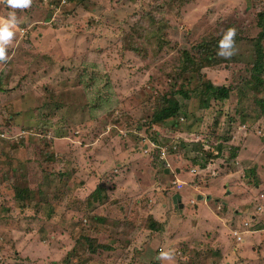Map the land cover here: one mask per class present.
Returning <instances> with one entry per match:
<instances>
[{
  "label": "rangeland",
  "instance_id": "374dc122",
  "mask_svg": "<svg viewBox=\"0 0 264 264\" xmlns=\"http://www.w3.org/2000/svg\"><path fill=\"white\" fill-rule=\"evenodd\" d=\"M260 13L264 27V0L17 10L0 70V264H167L142 260L149 246L176 248V264H264ZM230 27L238 53L224 60ZM209 83L228 98L205 101ZM170 92L177 115L153 122ZM90 238L109 248L92 255Z\"/></svg>",
  "mask_w": 264,
  "mask_h": 264
},
{
  "label": "clouds",
  "instance_id": "9594fccd",
  "mask_svg": "<svg viewBox=\"0 0 264 264\" xmlns=\"http://www.w3.org/2000/svg\"><path fill=\"white\" fill-rule=\"evenodd\" d=\"M0 4L10 9L7 17H0V70H3V65H6L9 60L8 47L13 43L16 29L20 23L17 10L22 11L31 8L33 0H0ZM236 36L237 31L235 28L230 27L224 32L222 38L218 41V57L230 60L238 53ZM179 185L180 183H177V186L181 188ZM243 225L248 227L247 223ZM177 255L178 250L176 248L168 247L162 249L156 259L157 261L167 262V264H176Z\"/></svg>",
  "mask_w": 264,
  "mask_h": 264
},
{
  "label": "trees",
  "instance_id": "16d2710c",
  "mask_svg": "<svg viewBox=\"0 0 264 264\" xmlns=\"http://www.w3.org/2000/svg\"><path fill=\"white\" fill-rule=\"evenodd\" d=\"M71 1V0H69ZM259 23H260V26L262 28V31L260 30V32L258 33V44L259 42L261 43V40L264 39V27H262L263 25L261 24V20H262V16L263 14L260 13L259 15ZM261 60L260 58V55L258 54L257 55V60H256V63L254 64V68L257 72H260L261 70V63H259ZM193 72V71H192ZM171 95L170 96H166V95H161L159 97V99L157 101H155L154 103V106H153V109L151 111L152 113V119H153V122H163L165 121L166 119H169V118H172V117H175L177 115V112L179 110V104L177 102V100L175 99V92H170ZM178 93L182 94V90L179 91ZM201 93L203 94V99L205 101H209L211 98L212 99H226L228 98L229 96V89L227 87H224V86H213L212 84H208L207 86H205L203 88V90L201 91ZM184 94V93H183ZM184 96L186 97V94H184ZM206 106H207V102L204 103ZM95 191H99V190H95ZM98 194V193H96ZM94 196L97 198L99 195H95ZM242 203L240 204V206L243 205V200H240ZM129 202V200H128ZM119 224V228H124L125 227V223L124 221L121 219L120 220H117ZM160 222L156 221V222H151L150 223V229H153V230H157L159 228V224ZM87 240V245H86V250L91 253L92 255H94L96 252L102 250V249H107L109 248V246H105L104 244L100 245L97 243H95L94 239L90 238V239H86ZM184 244V243H183ZM149 249V250H148ZM147 252L148 254H142L143 257H142V260L145 259V256L147 259L145 260H155L157 255L159 254L157 251L158 249L157 248H153L152 246H149L147 248ZM194 252L195 254H200V252L198 251H192ZM203 255H205V253H203ZM183 257V256H182ZM188 263V262H187Z\"/></svg>",
  "mask_w": 264,
  "mask_h": 264
},
{
  "label": "crops",
  "instance_id": "0c3cea01",
  "mask_svg": "<svg viewBox=\"0 0 264 264\" xmlns=\"http://www.w3.org/2000/svg\"><path fill=\"white\" fill-rule=\"evenodd\" d=\"M168 171H165V173H167ZM241 185H243V186H246L245 184H243V183H241ZM245 192V191H244ZM243 193V192H242ZM246 193H248V189H247V192ZM202 197L201 196H198V199L200 200ZM259 204H260V202H259ZM258 212L256 211V214H257ZM237 215H239V217L241 216V213L240 212H238L237 211ZM252 218L253 217H255V216H251ZM245 217H242V219H244ZM254 221H256V217L254 218ZM245 223V222H244ZM248 224V223H247Z\"/></svg>",
  "mask_w": 264,
  "mask_h": 264
},
{
  "label": "water",
  "instance_id": "95a60500",
  "mask_svg": "<svg viewBox=\"0 0 264 264\" xmlns=\"http://www.w3.org/2000/svg\"><path fill=\"white\" fill-rule=\"evenodd\" d=\"M165 171H167V170H165ZM177 196L178 195L176 194L175 197H177ZM153 264H159V263L155 261V262H153Z\"/></svg>",
  "mask_w": 264,
  "mask_h": 264
},
{
  "label": "built area",
  "instance_id": "2783aa9c",
  "mask_svg": "<svg viewBox=\"0 0 264 264\" xmlns=\"http://www.w3.org/2000/svg\"><path fill=\"white\" fill-rule=\"evenodd\" d=\"M180 186V185H179ZM238 238H240L239 236H238Z\"/></svg>",
  "mask_w": 264,
  "mask_h": 264
}]
</instances>
